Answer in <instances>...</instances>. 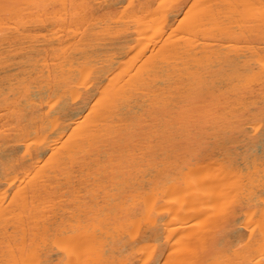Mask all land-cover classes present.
<instances>
[{"label": "bare ground", "instance_id": "obj_1", "mask_svg": "<svg viewBox=\"0 0 264 264\" xmlns=\"http://www.w3.org/2000/svg\"><path fill=\"white\" fill-rule=\"evenodd\" d=\"M0 264H264V0H0Z\"/></svg>", "mask_w": 264, "mask_h": 264}]
</instances>
